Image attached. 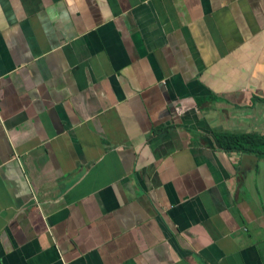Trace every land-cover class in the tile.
Returning <instances> with one entry per match:
<instances>
[{
  "label": "crops",
  "instance_id": "obj_1",
  "mask_svg": "<svg viewBox=\"0 0 264 264\" xmlns=\"http://www.w3.org/2000/svg\"><path fill=\"white\" fill-rule=\"evenodd\" d=\"M264 0H0V264H264Z\"/></svg>",
  "mask_w": 264,
  "mask_h": 264
},
{
  "label": "trees",
  "instance_id": "obj_2",
  "mask_svg": "<svg viewBox=\"0 0 264 264\" xmlns=\"http://www.w3.org/2000/svg\"><path fill=\"white\" fill-rule=\"evenodd\" d=\"M216 140L225 152L251 153L264 157V135L217 133Z\"/></svg>",
  "mask_w": 264,
  "mask_h": 264
}]
</instances>
